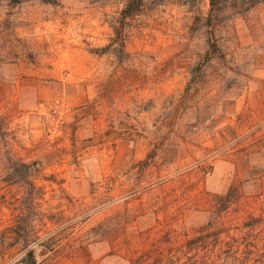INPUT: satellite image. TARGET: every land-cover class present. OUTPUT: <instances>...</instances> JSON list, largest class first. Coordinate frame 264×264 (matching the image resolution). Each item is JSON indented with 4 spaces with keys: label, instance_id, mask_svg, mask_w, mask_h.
I'll return each mask as SVG.
<instances>
[{
    "label": "rangeland",
    "instance_id": "374dc122",
    "mask_svg": "<svg viewBox=\"0 0 264 264\" xmlns=\"http://www.w3.org/2000/svg\"><path fill=\"white\" fill-rule=\"evenodd\" d=\"M131 2L0 0V238L50 235L42 264L264 218V0L214 28L209 0Z\"/></svg>",
    "mask_w": 264,
    "mask_h": 264
},
{
    "label": "trees",
    "instance_id": "16d2710c",
    "mask_svg": "<svg viewBox=\"0 0 264 264\" xmlns=\"http://www.w3.org/2000/svg\"><path fill=\"white\" fill-rule=\"evenodd\" d=\"M190 1L195 3L196 0H188V2ZM260 1L209 0L210 11L206 24L214 28L220 15L235 9L238 3H245L246 9H249ZM132 2H136V8L138 9L142 5V0H132ZM132 2L129 7H132ZM21 167L26 176H31L37 169L34 163H21ZM238 197L235 186H231L225 195H218L216 199L217 202L224 204L223 208H227ZM213 212V220H209L199 227L194 234L188 236L181 243L179 237L175 234H171L169 240L157 238L139 249L131 259V264H164L167 258L172 259L175 264H224L225 262L264 264L263 216L252 214L241 227H237V230L231 232V226H228L219 217L222 209L219 208ZM7 239L9 238L4 236L0 238V264H42L36 258L35 248L39 245H49L51 236L47 235L42 239L39 233H36L35 236H24V238H20L21 240L10 241ZM20 243L22 247L20 251H16L15 246ZM166 243H169L171 248L172 246L175 247V250L180 246L183 250L175 251L170 255L166 251Z\"/></svg>",
    "mask_w": 264,
    "mask_h": 264
}]
</instances>
